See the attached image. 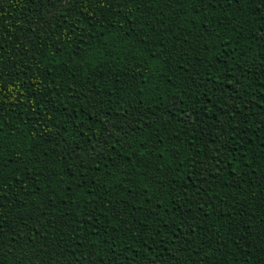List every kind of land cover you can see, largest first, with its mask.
Instances as JSON below:
<instances>
[{"label": "trees", "instance_id": "16d2710c", "mask_svg": "<svg viewBox=\"0 0 264 264\" xmlns=\"http://www.w3.org/2000/svg\"><path fill=\"white\" fill-rule=\"evenodd\" d=\"M0 264H264V0H0Z\"/></svg>", "mask_w": 264, "mask_h": 264}, {"label": "snow or ice", "instance_id": "6c2138e0", "mask_svg": "<svg viewBox=\"0 0 264 264\" xmlns=\"http://www.w3.org/2000/svg\"><path fill=\"white\" fill-rule=\"evenodd\" d=\"M53 3H55V0H53Z\"/></svg>", "mask_w": 264, "mask_h": 264}]
</instances>
